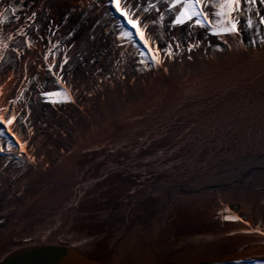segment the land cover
Returning a JSON list of instances; mask_svg holds the SVG:
<instances>
[{
  "label": "bare ground",
  "instance_id": "obj_1",
  "mask_svg": "<svg viewBox=\"0 0 264 264\" xmlns=\"http://www.w3.org/2000/svg\"><path fill=\"white\" fill-rule=\"evenodd\" d=\"M255 7H258L261 11L260 15L264 16V5ZM240 18L247 19V13L242 14ZM256 18L258 17L254 11L252 13L253 21H256ZM239 25H241V22ZM254 25L257 24L254 23ZM259 29L261 37L256 39L255 47L252 48L245 46L243 42L241 43L243 39H255V36L249 37L245 35V32L240 31L239 38L232 35L220 37L223 39L224 46L229 48V55L225 56L217 54V50L214 54L211 49L215 47L210 44L211 41L213 43L216 41V46H219V37L209 33L206 34L202 30L196 35V31H194V44L198 43L199 47L194 48V80L192 81V84H194V97H191L192 101L190 102L194 103V147H199L201 151L205 149L207 157L211 159L214 157L213 150L216 147L221 145L224 150L227 149L225 160L231 162L229 168L235 171L242 166L248 170V173L253 175L250 188L246 186L241 190L242 195L249 196L251 194L249 197L256 201L260 200L259 196L264 191V176L258 178L256 175L257 173H264V171H261L262 167L264 168V44L260 43L261 38L264 37V30ZM225 41L227 42L225 43ZM200 42L202 47H200ZM187 63V61H181L180 67L190 69L191 66ZM170 87L172 88V86ZM234 162L241 165L233 164ZM226 169L231 172L230 169ZM243 173H245V170H243ZM240 174L235 175L236 180L230 177L225 178L222 175L216 179L210 176L209 179H205L206 184L201 185L203 188L200 192L210 190V187H212L211 180H214L225 186L219 187L220 190L215 191L216 195L223 194L227 201H235L237 191L229 190L228 187L233 189L230 184H235V187L244 186ZM202 178L195 177L194 181L202 182ZM197 195L198 193L194 192V201H197L194 204L196 207L194 209L196 216L194 219V238H198V242H194V244H190L185 248H174L167 245L162 246L160 239H158L155 247L149 249L145 237H155L147 231V223L152 222V220L140 218L133 225L134 229L125 228L122 243L121 239L113 240L114 243H121L115 249L116 251H110L111 247L108 246L103 248L91 246V248L101 258L105 260L108 258L107 260L111 264L155 263L162 259L161 256L164 255H169L171 261L184 263L202 255H232L233 247L245 248L256 241L254 233L247 234L249 229H243L236 224L226 227L224 233L228 232L227 236L222 237L219 234L215 236L214 229L218 228L219 223H222L217 218V215L219 216L221 213L216 209H212L213 205L207 199V197H212V193L204 197L203 202ZM246 195L244 196L246 197ZM244 208L247 210L246 213L249 210L262 213L258 205V209ZM63 209H65L66 214L67 210L63 206L55 207L50 212L32 214L31 218L28 219V226L22 228L21 237L32 236L35 238L34 235L40 232L42 233L41 237H43L45 229L50 230L51 228L53 230L51 234L59 236L65 240L64 242L74 244V239L84 241V233L87 231L89 233L91 229L84 224L83 219L80 223V216L68 217L64 221L59 218L57 220L56 216ZM209 209L211 211L208 213L207 210ZM241 210L243 211V209ZM249 214L251 224L255 225V218L258 221L260 218L255 214L251 215V212ZM130 224V222L127 223V225ZM233 230L237 233H243L242 236L234 238L231 235ZM33 238L32 242H34ZM85 239L90 245H93L92 240ZM111 245L113 244L110 243L109 246ZM162 252L166 254L162 255Z\"/></svg>",
  "mask_w": 264,
  "mask_h": 264
},
{
  "label": "snow or ice",
  "instance_id": "obj_2",
  "mask_svg": "<svg viewBox=\"0 0 264 264\" xmlns=\"http://www.w3.org/2000/svg\"><path fill=\"white\" fill-rule=\"evenodd\" d=\"M159 2V0H158ZM157 3L148 2L147 6H144L142 0H107V5L110 13H113V18L115 14L123 18L119 21V34L116 37L117 40L124 41L132 44L138 49L139 57L138 63L143 65L146 69L151 70L152 67H160L163 65L165 58L175 59L176 53L173 51V44L167 43L166 47L161 48L159 44L151 41V31L150 29H156L157 27L163 28V22L165 21V11L168 13L174 12V19L171 20L169 29L175 28L176 26H183L190 21L194 20V25H198L201 28H207L210 35L217 37L225 36H236L240 37V16L247 13V19L245 27L246 29H252L254 27V21L252 19V13L255 11L258 19V25L256 26V33L259 34V25H264V16L260 15L259 8H256L257 0H164L165 10L162 11ZM260 5H264V0H259ZM150 10H154L158 14L157 18H152L148 14ZM11 11V19L19 20V16L16 15V9L14 7L5 8L3 12H0V30L2 26L10 22V18L6 15ZM139 13V14H138ZM210 16H214L215 20L210 19ZM36 17V12H32L31 16L27 19L33 21ZM129 25L130 28L126 27ZM26 27H31V24H27ZM17 34L27 37V33L21 29H17ZM191 35V32H189ZM9 40L13 39V36L8 37ZM174 39V38H173ZM227 41H225L226 43ZM243 41L241 40V43ZM25 43L29 48H31L32 42L31 38L27 37ZM49 40V44H51ZM255 45L256 40L251 41ZM260 43L264 44V37L261 38ZM122 47L123 45H118ZM7 47V45H5ZM199 47V44H189L187 51L191 52L193 48ZM177 50H181L180 44L177 41L175 44ZM217 51H222V49L217 46ZM52 49L49 48V52ZM163 54V55H162ZM48 55H45V61L48 60ZM189 60L192 59L191 56L188 57ZM68 58L65 55L63 57L62 63L59 65L60 69L63 70L64 65L67 64ZM54 65L49 66V71ZM167 71V69H164ZM45 97L55 98L51 99L52 103H64L70 99L67 92H45L42 93ZM30 114V113H29ZM17 114L15 111L5 119L3 115H0V124L4 125V129H0V137L5 135V129L11 132L9 127L17 120ZM22 122H26L27 116L21 118ZM13 139L15 140V145H18V151L21 157L34 163L35 157L28 156L26 153V143H22L18 137H15L13 133ZM0 153L5 154L8 158H12L15 154L13 140H8L6 146H0ZM225 220L239 221L240 217L226 215ZM256 234L264 239V231L260 228L250 229L247 234ZM74 247L80 248L84 245L75 244Z\"/></svg>",
  "mask_w": 264,
  "mask_h": 264
}]
</instances>
